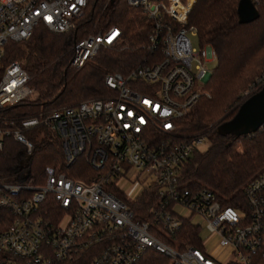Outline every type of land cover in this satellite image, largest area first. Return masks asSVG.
<instances>
[{
	"label": "built area",
	"instance_id": "built-area-1",
	"mask_svg": "<svg viewBox=\"0 0 264 264\" xmlns=\"http://www.w3.org/2000/svg\"><path fill=\"white\" fill-rule=\"evenodd\" d=\"M125 1L152 21L148 58L125 73H107L108 95L21 117L18 128L0 127V149L3 138L11 137L29 153L32 146L22 129L44 124L60 137L67 165L84 155L100 172L85 182L56 173L46 163L41 184L0 181V210L11 215L0 231V264H59L82 253L89 256L87 264H136L147 250L170 264H264V168L235 206L179 179L181 163L204 137L179 136L174 120L202 94L211 72L208 63L215 58L209 45L190 42L196 29L188 15L195 0ZM250 1L264 6V0ZM87 2L0 0V109L33 94L17 61L1 64L4 45L27 39L38 24L52 33L71 30ZM119 36V29L110 26L74 41L70 66L98 61L101 50ZM263 85L264 67L241 101ZM134 184L130 193L124 192ZM147 191L154 200L140 219L130 206ZM48 197L59 211L43 218ZM192 216L203 220L206 239L190 222ZM184 222L196 231L199 247L178 240Z\"/></svg>",
	"mask_w": 264,
	"mask_h": 264
},
{
	"label": "trees",
	"instance_id": "trees-1",
	"mask_svg": "<svg viewBox=\"0 0 264 264\" xmlns=\"http://www.w3.org/2000/svg\"><path fill=\"white\" fill-rule=\"evenodd\" d=\"M239 0H195L188 23L195 27L198 45H209L214 51L215 66L202 84V94L182 116L174 120V131L182 137L203 135V151L195 148L181 163L179 179L186 186L212 191L224 205L235 206L243 198L247 183L264 168V125L255 132L235 136L218 134L216 127L229 120L241 102V93L264 67V6L255 4L258 17L249 23H238ZM119 29L118 40L101 50L98 61L79 68L69 64L74 41L104 31ZM152 21L140 7L125 0H88L71 30L49 32L43 25L33 28L22 41H8L3 47L1 64L17 61L28 75L33 94L17 104L0 109V127L18 128L24 116L45 114L62 105L109 94L103 83L107 73H125L148 58V34ZM32 149L23 147L11 137H4L0 149V181L41 184L44 164L54 172L85 182L100 177L83 155L67 165L60 137L44 124L22 129ZM26 175V178L23 176ZM154 200L151 191L141 193L130 206L135 216L144 219ZM43 218L58 214V205L46 200ZM11 215L0 210V231ZM196 231L184 222L178 233L183 244L199 247ZM89 256L59 264H87ZM136 264H170L168 258L147 250ZM224 264H237L227 262Z\"/></svg>",
	"mask_w": 264,
	"mask_h": 264
},
{
	"label": "water",
	"instance_id": "water-1",
	"mask_svg": "<svg viewBox=\"0 0 264 264\" xmlns=\"http://www.w3.org/2000/svg\"><path fill=\"white\" fill-rule=\"evenodd\" d=\"M238 23L244 24L258 17L257 9L250 0H239L236 8ZM264 125V85L243 99L233 116L216 127L218 134L232 133L236 137L255 132ZM26 178V175L24 176Z\"/></svg>",
	"mask_w": 264,
	"mask_h": 264
},
{
	"label": "rangeland",
	"instance_id": "rangeland-1",
	"mask_svg": "<svg viewBox=\"0 0 264 264\" xmlns=\"http://www.w3.org/2000/svg\"><path fill=\"white\" fill-rule=\"evenodd\" d=\"M189 38H190V42L192 44L193 47H198V40H197V36L196 35H189ZM215 66V60H213L212 62L208 63V68L209 69H212L213 67ZM63 106V105H62ZM207 146V143L204 141L202 142L200 145L197 146L198 150L200 151H203ZM84 156V155H83ZM136 185H132L130 187H127V188H124V192L125 193H130L131 192V188L135 187ZM188 214V213H187ZM190 222L192 224H198L199 227H200V231H199V234H200V238L203 240V239H206L208 237L207 235V231L204 229V222L201 218H199L198 216H192L191 219H190Z\"/></svg>",
	"mask_w": 264,
	"mask_h": 264
}]
</instances>
